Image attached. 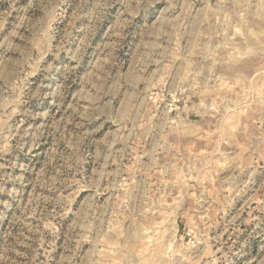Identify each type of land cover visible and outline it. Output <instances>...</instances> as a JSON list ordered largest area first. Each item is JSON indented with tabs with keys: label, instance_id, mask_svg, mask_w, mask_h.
Masks as SVG:
<instances>
[{
	"label": "rangeland",
	"instance_id": "374dc122",
	"mask_svg": "<svg viewBox=\"0 0 264 264\" xmlns=\"http://www.w3.org/2000/svg\"><path fill=\"white\" fill-rule=\"evenodd\" d=\"M89 2L65 0L49 10L59 26L57 46L74 43L71 51L92 65L85 75L95 72L123 87L142 119L124 156L125 171L102 181L104 188L108 181L119 187L105 197L110 210L103 234L86 245L82 264H165V251L180 254L169 264H222L220 240L238 244L253 229L264 234V0H190L195 8L175 32L167 23L172 17L162 15L152 21L156 27L149 25L151 34L137 30L135 41L115 27L116 19L96 10L105 0H91L85 13ZM116 62L124 65L118 73L112 70ZM86 85L78 91H87ZM145 120L162 125L161 136L145 138ZM45 180L53 184L59 176ZM76 180L81 191L70 198L78 199L90 189ZM132 183L144 215L122 210ZM35 195L48 199L49 190L38 188ZM95 203L82 200L81 211L87 214ZM7 245L0 236V264H24L34 255L23 245L6 252ZM249 252L254 264L264 261L259 241Z\"/></svg>",
	"mask_w": 264,
	"mask_h": 264
},
{
	"label": "clouds",
	"instance_id": "9594fccd",
	"mask_svg": "<svg viewBox=\"0 0 264 264\" xmlns=\"http://www.w3.org/2000/svg\"><path fill=\"white\" fill-rule=\"evenodd\" d=\"M63 4L65 0H56L55 5L53 0H0V236L8 242L6 252L21 245L31 248L34 255L24 264H82L86 245L98 243L96 237L103 234L110 210L105 197L109 189L119 187L108 181L109 187L104 188L102 181L125 171L124 156L129 155V141L142 119V110L132 104L123 87L96 78L95 72L85 75L92 65L81 60L79 50L71 51L74 43L65 47L66 41H60L57 46L59 26H53L49 10ZM90 7L91 0L84 12ZM101 8L117 20L119 31L135 41L137 30L143 27L151 34L149 25L156 27L152 21L162 15L172 17L167 23L175 32L195 5L190 0H105L96 10ZM123 67L116 62L112 70L118 73ZM85 80L88 90L78 91ZM145 125V138L152 135L155 140L164 131L162 125L153 126L147 120ZM121 142L124 148L118 150ZM113 165L116 171L108 172ZM49 174L59 180L48 183L45 177ZM77 176L90 191L78 199L70 198L81 191ZM137 187L132 183L121 202L129 216L144 215L131 195ZM38 188L49 190L48 199L35 195ZM88 198L96 203L89 204L84 214L81 201ZM206 227L213 224L206 223ZM202 238L208 245L207 232ZM257 241L264 251V234L255 229L238 244L220 240L217 260L254 264L248 258L249 246ZM225 246L227 251H223ZM162 256L169 264L180 254L165 251Z\"/></svg>",
	"mask_w": 264,
	"mask_h": 264
}]
</instances>
